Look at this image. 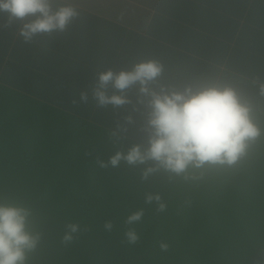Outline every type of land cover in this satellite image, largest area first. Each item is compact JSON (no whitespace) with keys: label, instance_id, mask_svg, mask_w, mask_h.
I'll return each instance as SVG.
<instances>
[{"label":"trees","instance_id":"1","mask_svg":"<svg viewBox=\"0 0 264 264\" xmlns=\"http://www.w3.org/2000/svg\"><path fill=\"white\" fill-rule=\"evenodd\" d=\"M31 19L0 13V199L32 212L41 239L29 264H264V0H103L62 32L24 42ZM147 60L163 67L156 91L217 83L249 102L261 137L248 155L190 169L196 180L163 170L142 179L151 162L108 165L146 146L149 109L135 86L128 103L99 106L97 75ZM157 193L163 211L146 202ZM70 224L78 231L63 242Z\"/></svg>","mask_w":264,"mask_h":264},{"label":"clouds","instance_id":"2","mask_svg":"<svg viewBox=\"0 0 264 264\" xmlns=\"http://www.w3.org/2000/svg\"><path fill=\"white\" fill-rule=\"evenodd\" d=\"M53 0H0V13L8 14V22L33 19L24 23L19 36L29 42L38 34L63 31L78 10L75 0H63L55 9ZM163 71L154 60L135 63L127 70L111 69L98 73L93 97L101 107H118L128 103L124 93L136 87L138 96L147 98V118L142 131L146 146L133 144L125 152L117 151L107 164L117 167L121 161L130 166L148 165L141 173L148 179L163 170L184 180H196L199 176L189 170H203L206 166L231 168L245 158L251 146L261 137V128L253 115V107L242 101L236 90L227 85L207 83L186 85L177 91L161 85L159 91L152 85ZM108 86L113 89L108 93ZM258 94L264 97V83L258 85ZM81 99L86 95L81 93ZM143 103V100L139 101ZM101 167H105L103 162ZM146 202H155L159 211L166 205L160 195L149 194ZM29 208L0 199V264H29L30 254L38 251L40 233L31 230ZM142 210L129 214L126 224L133 225L142 218ZM110 228L111 225H105ZM78 226L70 224L62 237L70 242ZM129 243L138 239L133 230L125 233ZM161 250L167 244H160Z\"/></svg>","mask_w":264,"mask_h":264},{"label":"crops","instance_id":"3","mask_svg":"<svg viewBox=\"0 0 264 264\" xmlns=\"http://www.w3.org/2000/svg\"><path fill=\"white\" fill-rule=\"evenodd\" d=\"M62 2L63 0H53L52 3H54L53 6L56 8ZM135 5H138V3H135ZM75 6L79 14L96 12L99 9H103V0H75Z\"/></svg>","mask_w":264,"mask_h":264}]
</instances>
